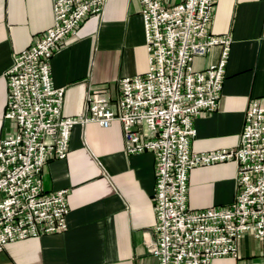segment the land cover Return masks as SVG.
<instances>
[{"label": "built area", "instance_id": "2783aa9c", "mask_svg": "<svg viewBox=\"0 0 264 264\" xmlns=\"http://www.w3.org/2000/svg\"><path fill=\"white\" fill-rule=\"evenodd\" d=\"M54 25L12 56L7 71L4 119L17 131L0 139V251L17 241L68 229L69 191L47 192L43 170L49 160L70 154L72 130L95 122L120 121L127 155L153 153L156 217L150 253L159 264H212L238 258L247 235L264 243V102L249 101L239 143L196 153L194 120L218 109L233 39L212 35L217 0H139L149 56L144 75L123 78L113 101L91 92L84 115L64 113L66 88L54 85L52 61L66 38L89 18H101L108 0H52ZM216 47L220 58L202 71L197 58ZM236 163L235 201L195 210L189 207V176L198 167Z\"/></svg>", "mask_w": 264, "mask_h": 264}, {"label": "crops", "instance_id": "0c3cea01", "mask_svg": "<svg viewBox=\"0 0 264 264\" xmlns=\"http://www.w3.org/2000/svg\"><path fill=\"white\" fill-rule=\"evenodd\" d=\"M183 0H165L167 5ZM210 33L233 39L218 109L194 120L196 153L234 148L252 99L264 102V0H217ZM139 0H108L101 18L87 19L65 39L52 61L54 85L66 88L64 113L84 115L86 98L104 90L115 100L123 78L148 70L145 27ZM54 25L52 0H0V139L17 125L5 120L7 71L12 56ZM220 48L197 58L202 71L220 58ZM70 154L49 160L43 170L47 192L69 191L68 229L61 234L17 241L0 251V264H159L149 245L156 239L153 210V153L127 155L120 121L108 128L95 122L72 130ZM236 163L198 167L189 176V207L233 203ZM238 258L212 264H264V243L247 235Z\"/></svg>", "mask_w": 264, "mask_h": 264}]
</instances>
